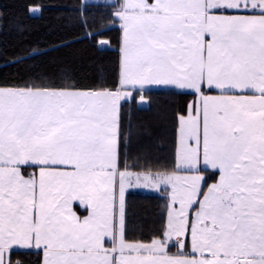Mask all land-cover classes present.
I'll use <instances>...</instances> for the list:
<instances>
[{
  "label": "snow or ice",
  "instance_id": "snow-or-ice-1",
  "mask_svg": "<svg viewBox=\"0 0 264 264\" xmlns=\"http://www.w3.org/2000/svg\"><path fill=\"white\" fill-rule=\"evenodd\" d=\"M92 8L108 22L95 36L119 33L110 75L99 65L86 83L69 65L0 81V264L21 249L38 264H264V0L74 11ZM154 89L191 97L173 110L170 164L127 119ZM132 189L165 202L147 235L131 234Z\"/></svg>",
  "mask_w": 264,
  "mask_h": 264
},
{
  "label": "trees",
  "instance_id": "trees-1",
  "mask_svg": "<svg viewBox=\"0 0 264 264\" xmlns=\"http://www.w3.org/2000/svg\"><path fill=\"white\" fill-rule=\"evenodd\" d=\"M82 0H0V81L27 79L41 68L58 71L69 66L74 76L90 77L86 83H96V68L103 65L108 75L115 69L118 61L117 31L94 34L107 27L103 9H90L82 14L74 11ZM41 8L39 15L29 12V7ZM82 20L85 21L82 25ZM22 29V30H21ZM111 37V46L100 50L98 42ZM72 41V48L60 47ZM46 55H31L33 50ZM73 59H68L69 53ZM22 63H13L18 58ZM54 62V63H53ZM148 101L146 107L139 106V99L126 109L128 122L133 133H140L142 151L161 164L171 163V118L173 110L191 97L173 90H153L144 94ZM129 217L133 235H147L164 213L162 194L130 190ZM12 264H38L40 256L20 250L11 254Z\"/></svg>",
  "mask_w": 264,
  "mask_h": 264
},
{
  "label": "rangeland",
  "instance_id": "rangeland-1",
  "mask_svg": "<svg viewBox=\"0 0 264 264\" xmlns=\"http://www.w3.org/2000/svg\"><path fill=\"white\" fill-rule=\"evenodd\" d=\"M31 8L35 9V12L31 13L32 15L37 16V15L40 14V12H41V8L40 7L33 6ZM132 190H138V191L145 192V193H155V191L151 190V189H132Z\"/></svg>",
  "mask_w": 264,
  "mask_h": 264
},
{
  "label": "crops",
  "instance_id": "crops-1",
  "mask_svg": "<svg viewBox=\"0 0 264 264\" xmlns=\"http://www.w3.org/2000/svg\"><path fill=\"white\" fill-rule=\"evenodd\" d=\"M154 90H164V89H154ZM173 91H178V90H173ZM138 99H139L140 107H146L148 105V101L145 98H143V101H141L140 98ZM21 250H24V249H21Z\"/></svg>",
  "mask_w": 264,
  "mask_h": 264
}]
</instances>
